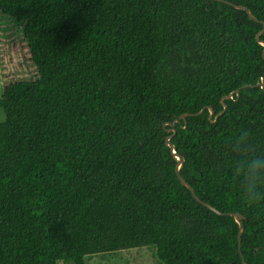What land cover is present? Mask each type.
<instances>
[{"label":"trees","instance_id":"trees-1","mask_svg":"<svg viewBox=\"0 0 264 264\" xmlns=\"http://www.w3.org/2000/svg\"><path fill=\"white\" fill-rule=\"evenodd\" d=\"M226 1L259 21L224 0H0L37 70L0 96V264L143 246L161 264H264L245 178L264 156V0ZM169 135L222 214L180 182Z\"/></svg>","mask_w":264,"mask_h":264},{"label":"rangeland","instance_id":"rangeland-1","mask_svg":"<svg viewBox=\"0 0 264 264\" xmlns=\"http://www.w3.org/2000/svg\"><path fill=\"white\" fill-rule=\"evenodd\" d=\"M37 70L23 39V25L0 15V96L3 87L16 80H33ZM5 115L0 108V123ZM57 264H63L58 262ZM86 264H161L153 246L99 253L86 257Z\"/></svg>","mask_w":264,"mask_h":264},{"label":"water","instance_id":"water-1","mask_svg":"<svg viewBox=\"0 0 264 264\" xmlns=\"http://www.w3.org/2000/svg\"><path fill=\"white\" fill-rule=\"evenodd\" d=\"M224 2L227 3V4L233 5L235 8L246 10V12L248 13V15H249V17H250L251 19H253V20H255V21H259L256 17H254V16L251 14V12H250L249 9H247V8H245V7H243V6H240V5H235V4H233V3L229 2V1H226V0H224ZM263 26H264V23H263ZM262 31H264V28L261 30V32H262ZM261 32H260V33H261ZM258 35H259V33L257 34V36H258ZM261 43H262V45L264 46V42H261ZM263 52H264V51H263ZM255 86H260L261 88H263V87H264V82H263V81H260L259 83H256ZM225 108H226V107H225V105H224V106H223V110H224ZM208 111H209L208 118L210 119L211 116H212V114H213V109L209 107V108H208ZM201 112H202V110L199 111V112H197V113H194V114H183V115L180 116V118H181V119H184L185 116H187V115H199ZM218 115H219V114H216L215 119L218 117ZM215 119H214L213 121H215ZM175 122H176V121H174L173 123H171V125H174ZM172 130H173V132H175V130H174L173 128H172ZM169 131H170V129H167V132H169ZM170 138H171V135L167 136L166 139H165V142H166V145L171 149V152L173 153L174 157H176V159L178 160V164H177V166H176V174H177L178 179L180 180V182H181L185 187H187V188L191 191L192 195L194 196V198H195L199 203H201L202 205H204L205 207L209 208L211 211H213V212H215V213H217V214H222V212H220L219 210H217L216 208H214L213 206H211L210 204H208L207 202L201 200L198 196H196L195 193H194L193 188L191 187V185H190L188 182H186V181L184 180V178L180 175V173H179V167H180V165H181L182 162H183V157H182L181 155H178V154L175 153V150H174L173 144L170 142ZM227 214L233 216V217L235 218V221L239 224V230H238V241L240 242L241 232H242V228H243V227H242V223H241V219L244 218V215L241 214V213H239V212L227 213ZM243 263L246 264L245 262H243Z\"/></svg>","mask_w":264,"mask_h":264},{"label":"clouds","instance_id":"clouds-1","mask_svg":"<svg viewBox=\"0 0 264 264\" xmlns=\"http://www.w3.org/2000/svg\"><path fill=\"white\" fill-rule=\"evenodd\" d=\"M247 180L246 191L250 198L264 199V156H257L250 160L245 173Z\"/></svg>","mask_w":264,"mask_h":264}]
</instances>
